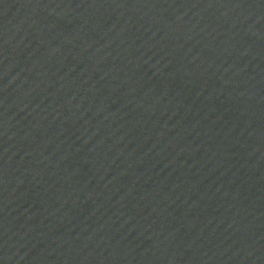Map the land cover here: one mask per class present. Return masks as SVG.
Here are the masks:
<instances>
[{
  "label": "water",
  "instance_id": "obj_1",
  "mask_svg": "<svg viewBox=\"0 0 264 264\" xmlns=\"http://www.w3.org/2000/svg\"><path fill=\"white\" fill-rule=\"evenodd\" d=\"M0 264H264V0H0Z\"/></svg>",
  "mask_w": 264,
  "mask_h": 264
}]
</instances>
